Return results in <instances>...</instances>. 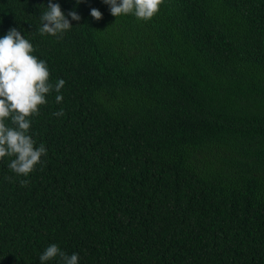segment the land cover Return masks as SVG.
<instances>
[{"label":"trees","instance_id":"obj_1","mask_svg":"<svg viewBox=\"0 0 264 264\" xmlns=\"http://www.w3.org/2000/svg\"><path fill=\"white\" fill-rule=\"evenodd\" d=\"M49 2L0 0V38L65 81L30 118L46 166L0 162V264L51 244L78 264H264V0H165L148 22L51 0L81 17L60 39L38 31Z\"/></svg>","mask_w":264,"mask_h":264},{"label":"clouds","instance_id":"obj_2","mask_svg":"<svg viewBox=\"0 0 264 264\" xmlns=\"http://www.w3.org/2000/svg\"><path fill=\"white\" fill-rule=\"evenodd\" d=\"M83 0H77L81 3ZM110 6V13L118 18L122 14H133L138 20L148 22L153 19L165 0H102ZM79 22L81 17L75 10L67 16L59 3L49 2L47 10L41 15V35H51L57 39L72 28L68 17ZM91 16L100 21L102 13L91 9ZM33 45L16 28L10 29L0 38V162L5 157L12 158L7 167L18 176L28 177L39 165L46 166L42 157L47 156L44 144L36 147V142L29 134L31 119L39 116L40 106H47L46 95L53 89L60 93L65 81L60 79L53 84L49 81L50 72L47 63L39 60L32 53ZM56 103L63 101L62 95H56ZM61 109L52 113L63 116ZM6 179L11 180L10 177ZM27 179L20 181L21 186H28ZM41 264L58 259V264H78V254L68 255L58 245L51 244L39 257Z\"/></svg>","mask_w":264,"mask_h":264}]
</instances>
